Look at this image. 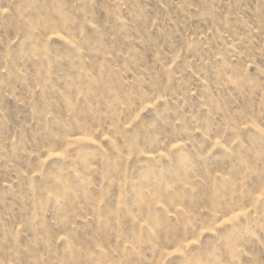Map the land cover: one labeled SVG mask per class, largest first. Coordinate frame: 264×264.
<instances>
[{"label":"rangeland","instance_id":"1","mask_svg":"<svg viewBox=\"0 0 264 264\" xmlns=\"http://www.w3.org/2000/svg\"><path fill=\"white\" fill-rule=\"evenodd\" d=\"M0 264H264V0H0Z\"/></svg>","mask_w":264,"mask_h":264}]
</instances>
